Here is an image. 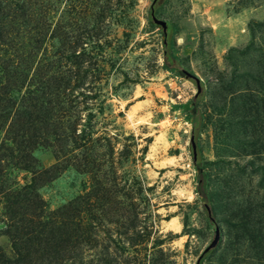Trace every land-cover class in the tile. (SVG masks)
Instances as JSON below:
<instances>
[{
  "label": "rangeland",
  "instance_id": "rangeland-1",
  "mask_svg": "<svg viewBox=\"0 0 264 264\" xmlns=\"http://www.w3.org/2000/svg\"><path fill=\"white\" fill-rule=\"evenodd\" d=\"M152 1L0 0V264H196L215 225L203 264H264V0L157 1L196 97ZM53 80L75 145L44 130Z\"/></svg>",
  "mask_w": 264,
  "mask_h": 264
},
{
  "label": "trees",
  "instance_id": "trees-1",
  "mask_svg": "<svg viewBox=\"0 0 264 264\" xmlns=\"http://www.w3.org/2000/svg\"><path fill=\"white\" fill-rule=\"evenodd\" d=\"M158 1V0H157ZM157 3V2H156ZM154 4V13L156 14L157 12V8H155ZM149 12H150V8H149ZM3 26L0 24V28H2ZM181 30L180 28L175 25V24H168L167 25V31H166V35H164V33L162 32V37H163V56H164V64H163V69L165 71H167L170 74H173L176 77H183L182 73L180 72L179 68V53L178 50L175 47L174 44V37L177 33H179ZM53 82V83H52ZM51 83L49 84L47 82V85L43 86L42 88L45 90V94H43V99H44V104L41 107V113L43 116V120L42 122L44 123V130L48 131L49 128L55 130L57 129V125H59V128L63 127L64 125H66L68 133L65 134L63 133L64 130H66V128H63V132L62 135L60 137H62L61 139H59V141L61 142L62 140L64 141H70L71 144H76V139L77 137V130L75 128L76 124L75 123H71L68 120H63L65 117L64 116H60L63 115V113H70L69 112V108L68 109H63L60 106V101H57L56 99L58 98L57 96L60 95L59 94V83L56 82V80H53ZM63 100L66 99V101L68 102V98L70 97V93L68 92L66 95L64 93L61 94ZM52 97H57L54 101V99ZM59 100V99H58ZM65 101V100H64ZM70 102V100H69ZM72 107H70L71 109ZM182 110L185 113V116L187 118V120L191 123L192 125V130H191V135L194 138V142L196 144V140L198 138V133H199V129L200 126L203 122V115L198 112V110L195 108V105L191 104V102H188L187 104L182 106ZM63 111V113H62ZM58 113V114H57ZM56 119L55 125L53 124V122H55L54 120ZM56 126V127H55ZM46 131V132H47ZM59 137V138H60ZM48 138L49 135H46L45 137V143H48ZM198 144V143H197ZM86 145L83 144V148H85ZM72 147V146H71ZM197 147V145H196ZM73 149H77V147H74ZM72 149L70 148L69 151H71ZM61 155L65 156V152H60ZM192 159H193V164L195 166L196 171L198 172L199 177L197 178V189L198 192L201 194L202 198H203V203L207 204L208 203V199H209V189H208V184L206 182L207 179V174L204 172L202 165H201V159H200V154L196 148V157L194 159L193 154H192ZM246 225V222H243ZM212 251L208 252L201 260V264H203V261L210 255Z\"/></svg>",
  "mask_w": 264,
  "mask_h": 264
},
{
  "label": "water",
  "instance_id": "water-1",
  "mask_svg": "<svg viewBox=\"0 0 264 264\" xmlns=\"http://www.w3.org/2000/svg\"><path fill=\"white\" fill-rule=\"evenodd\" d=\"M157 2V0H153L151 2V5H150V12H149V17L151 19V21L161 27L162 29V32L164 33V35H166V29H167V23L159 18H157L156 14L154 13V4ZM185 77H187L188 79H191L195 82V85H196V88H197V92L195 94V97L200 94L201 92V80L199 78H197L195 75L191 74L190 72H187L186 70H181L180 71ZM191 148H192V154H193V157L195 159L196 157V144L194 142V138L191 137ZM204 207H205V210H206V213H207V216L209 218V220L212 222V223H215V220L214 218L212 217V211H211V208L208 204H204ZM220 236H221V232H220V229L219 227H217L216 225L214 226V237L212 239V241L210 242V244H208L204 250L202 251V253L199 255L197 261H196V264H201V260L202 258L210 251L214 250L219 241H220Z\"/></svg>",
  "mask_w": 264,
  "mask_h": 264
},
{
  "label": "flooded vegetation",
  "instance_id": "flooded-vegetation-1",
  "mask_svg": "<svg viewBox=\"0 0 264 264\" xmlns=\"http://www.w3.org/2000/svg\"><path fill=\"white\" fill-rule=\"evenodd\" d=\"M166 31H167V29H166Z\"/></svg>",
  "mask_w": 264,
  "mask_h": 264
}]
</instances>
